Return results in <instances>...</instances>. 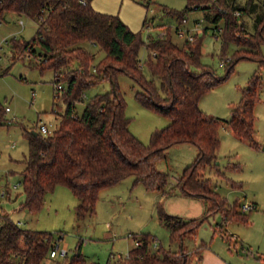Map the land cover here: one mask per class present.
Instances as JSON below:
<instances>
[{
	"label": "trees",
	"instance_id": "obj_1",
	"mask_svg": "<svg viewBox=\"0 0 264 264\" xmlns=\"http://www.w3.org/2000/svg\"><path fill=\"white\" fill-rule=\"evenodd\" d=\"M256 4L255 0H247L244 5L238 0H188L182 12L170 10L168 13L179 21L190 11H204V19L221 36L224 49L230 43L238 48L236 58L227 68L228 75L241 59L264 65V57L258 56L264 45V5L254 18L255 32L245 33L244 17L251 15ZM6 12L35 19L39 24L32 40L13 41L12 60L24 61V52L29 50L31 62L33 56L40 57L39 62H33L35 67L52 69L55 82L67 84L62 94L67 108L58 128L50 134L37 130L26 132L29 150L21 171L26 197L19 205L20 210H40L46 194L58 185L67 186L78 198L77 214L81 218L94 211L100 190L116 185L128 176H135L148 190L165 191L169 184L168 174L157 170L155 161L167 148L185 142L197 145L200 153L178 180L181 194L198 197L204 192H213L210 179L200 177L199 173L200 169L217 170L219 166L217 152L223 120L206 115L199 107V101L226 77L218 78L202 63V39L195 36L193 42L185 40L183 47L174 43L168 33L149 40L145 64L152 79H147L138 59L139 49L144 44L140 35L119 16L95 10L91 0L86 4L80 0H1L0 17L4 20ZM221 23L223 27H220ZM207 29L208 26L204 31ZM83 43L96 45L105 55L93 64L96 53ZM92 68H95L94 73ZM116 73L133 78L142 87L137 99L145 107L170 119L168 125L153 133L150 145H144L128 128L124 102L114 81ZM105 78L114 81L113 90L95 95L78 115L75 103L83 99L86 89ZM155 79L160 87L156 86ZM259 85L260 79L254 75L242 90L240 103L225 121L239 139L252 142L254 146L253 109ZM1 108L0 104V112ZM215 196L210 199L211 209L219 212L226 207ZM227 208L223 210L226 219L240 214L234 208ZM159 211L178 249L156 251L151 247L154 239L144 234L136 238L138 244L127 256L114 264H189L185 238L187 232L191 233V238L195 237L203 219L169 215L161 205ZM225 237L227 241L232 240L229 235ZM54 243L58 242L49 233L24 228L9 215L0 213V264H44ZM202 247L196 248L201 250ZM198 250L195 253L200 261L202 252ZM57 264L99 263H88L80 252H76Z\"/></svg>",
	"mask_w": 264,
	"mask_h": 264
},
{
	"label": "rangeland",
	"instance_id": "obj_2",
	"mask_svg": "<svg viewBox=\"0 0 264 264\" xmlns=\"http://www.w3.org/2000/svg\"><path fill=\"white\" fill-rule=\"evenodd\" d=\"M244 5L247 0H238ZM256 9L245 16V33H254V18L264 5V0H255ZM188 0H91V6L103 13L117 15L128 27L139 34L144 44L139 49L138 59L144 76L152 79L145 64L149 51L146 44L169 34L172 41L183 47L189 33L202 39V63L212 69L218 78L226 77L211 88L199 101L201 110L209 116L223 120L219 129L217 170L200 169V177L210 179L213 192H204L198 197L182 196L178 180L185 169L195 163L200 151L193 143L175 144L165 150L155 161V167L168 174L169 184L165 191L148 190L135 176H128L116 185L100 190L92 213L79 217L78 198L70 188L58 185L46 194L42 208L36 212L20 210L25 200L21 184V171L28 155L26 132L40 130L46 124L53 132L58 128L61 115L67 104L62 96L66 91L65 81L55 82L52 69L40 70L24 58L12 60L11 50L4 49L0 60V213L9 215L20 226L50 234L60 248L67 246L69 258L80 252L88 263L114 264L126 257L136 246V238L148 234L154 239L152 249L177 250L170 229L160 218L159 205L165 213L185 219H203L194 238L187 232L185 246L189 248V264H198L196 255L206 249L216 250L232 264H264V65L250 59L236 62L227 75L229 65L237 55V46L230 43L225 49L221 36L204 19V11L193 10L186 14V21H177L168 11L182 12ZM5 24L0 34L19 31V20L25 23L20 38L30 41L36 36L38 22L14 12L5 13ZM184 35L177 33V27ZM208 26L206 31L205 28ZM223 27V23L220 24ZM189 31V33H188ZM249 36V35H247ZM197 37V38H198ZM193 42V41H190ZM96 53V64L105 53L96 45L83 43ZM264 57V45L261 47ZM223 63V65H222ZM76 66V65H75ZM91 71L94 73L95 68ZM67 74V73H65ZM260 79L257 101L254 105L253 140L256 144L239 139L225 121L242 98V90L251 78ZM114 81L124 102V116L128 119L130 132L144 145H150L155 131L164 128L170 119L145 107L137 93L142 87L129 75L116 73ZM114 81L105 78L84 91L83 99L75 103V112L80 115L88 102L97 94L111 92ZM155 84L160 83L155 79ZM59 89V91H57ZM59 95L56 98V95ZM162 94V93H161ZM163 96V95H162ZM9 111L5 112L6 108ZM5 192V194H2ZM223 202L221 211L211 209L216 196ZM252 209L243 212V205ZM234 208L240 214L226 219L223 210ZM238 236L227 241L226 237ZM156 244V246H155ZM64 258L45 260L44 264L62 263Z\"/></svg>",
	"mask_w": 264,
	"mask_h": 264
},
{
	"label": "built area",
	"instance_id": "obj_3",
	"mask_svg": "<svg viewBox=\"0 0 264 264\" xmlns=\"http://www.w3.org/2000/svg\"><path fill=\"white\" fill-rule=\"evenodd\" d=\"M0 2H1V0H0ZM80 2L82 4H86L87 3V0H80ZM185 21H186V18L183 19V22H185ZM4 24H5V20L0 17V28L2 26H4ZM19 25L21 26V28H20L19 31L10 32V33H8L6 35L0 34V60L2 59V53H4V49L5 48L10 49L13 41H17V40L21 39L20 38V32L25 27L24 21L23 20H19ZM177 33L180 36H183L185 34L184 33V30L181 29L180 26L177 27ZM188 33H189V31H188ZM186 40L194 41L195 40V35L189 33ZM24 55H25L26 58H30V52H29V50H26L24 52ZM222 65H223V63H222ZM9 110L10 109L7 107L6 108V111H9ZM39 131L41 133H43V134H50L52 132L51 129H49L46 124H41ZM2 194H5V192H3ZM250 209H252V206L251 205L245 204L242 207V210L243 211H247V210H250ZM136 244H138V243H136ZM155 246H156V244H155ZM68 255H69V250H68L67 246H63V247L60 248L59 243H56L55 246H54V248H52L50 250V252L48 254L47 260L53 259V258H57V257L65 258Z\"/></svg>",
	"mask_w": 264,
	"mask_h": 264
},
{
	"label": "crops",
	"instance_id": "obj_4",
	"mask_svg": "<svg viewBox=\"0 0 264 264\" xmlns=\"http://www.w3.org/2000/svg\"><path fill=\"white\" fill-rule=\"evenodd\" d=\"M232 239H235L234 242H238V236L237 237L232 236ZM198 264H232V263L230 262V260H227V258L222 256L220 252H217L216 250H212V249H206L205 254L202 255V258Z\"/></svg>",
	"mask_w": 264,
	"mask_h": 264
},
{
	"label": "water",
	"instance_id": "obj_5",
	"mask_svg": "<svg viewBox=\"0 0 264 264\" xmlns=\"http://www.w3.org/2000/svg\"><path fill=\"white\" fill-rule=\"evenodd\" d=\"M34 134H37V132H34ZM263 150H264V145H263Z\"/></svg>",
	"mask_w": 264,
	"mask_h": 264
}]
</instances>
